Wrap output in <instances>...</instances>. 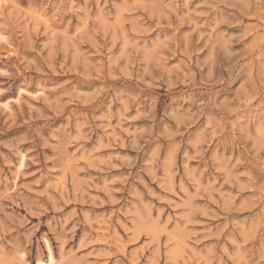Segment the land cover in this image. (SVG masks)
Segmentation results:
<instances>
[{
  "label": "rangeland",
  "instance_id": "rangeland-1",
  "mask_svg": "<svg viewBox=\"0 0 264 264\" xmlns=\"http://www.w3.org/2000/svg\"><path fill=\"white\" fill-rule=\"evenodd\" d=\"M39 260L264 264V0H0V264Z\"/></svg>",
  "mask_w": 264,
  "mask_h": 264
},
{
  "label": "bare ground",
  "instance_id": "bare-ground-1",
  "mask_svg": "<svg viewBox=\"0 0 264 264\" xmlns=\"http://www.w3.org/2000/svg\"><path fill=\"white\" fill-rule=\"evenodd\" d=\"M51 258H52V255H51ZM51 258H50V259H51ZM50 263H51V260H50ZM50 263L48 262V264H50ZM38 264H45V263L40 262V260H39ZM54 264H55V263H54Z\"/></svg>",
  "mask_w": 264,
  "mask_h": 264
}]
</instances>
